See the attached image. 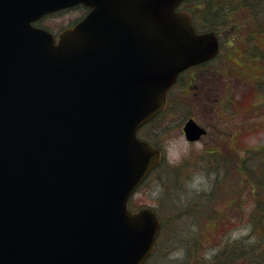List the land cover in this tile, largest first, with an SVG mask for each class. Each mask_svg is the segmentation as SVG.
<instances>
[{"label":"water","instance_id":"obj_1","mask_svg":"<svg viewBox=\"0 0 264 264\" xmlns=\"http://www.w3.org/2000/svg\"><path fill=\"white\" fill-rule=\"evenodd\" d=\"M106 1L0 0V264H142L153 250L158 216L127 201L160 151L136 130L218 38L183 0ZM76 2L94 8L57 41L32 25Z\"/></svg>","mask_w":264,"mask_h":264},{"label":"rangeland","instance_id":"obj_2","mask_svg":"<svg viewBox=\"0 0 264 264\" xmlns=\"http://www.w3.org/2000/svg\"><path fill=\"white\" fill-rule=\"evenodd\" d=\"M191 4L193 1L188 5ZM188 5H183L182 8ZM70 15L69 12L52 15L43 19V22L52 30H56L70 18ZM231 15L223 26L232 23L231 18L237 20L240 17H245L241 16V10H234ZM238 21L244 22L245 18ZM224 32L229 35L228 32ZM235 37H239V35ZM234 45L231 42L226 43L222 47V54L217 65L215 62L213 65L210 63L206 66L207 69H219L220 62H223L220 68L222 73L199 77L196 80V91L195 87L191 86L186 89L179 88L181 85H177L174 88L179 100V107L174 118L167 115L164 119L160 118L151 122V139L157 140V143L162 146L164 162L133 194L130 204L135 208L150 205L157 210L164 221L163 239L160 240L162 242L159 253L153 256L156 258L153 260L154 264H165V261L167 264H173L183 259L185 251L191 249L195 244L196 223L199 221H204L202 225L204 228L199 229L201 230L199 240L201 246L199 245L196 253L199 257H203L205 263L209 264L217 254H219L217 257L225 258L227 255L222 254L224 253L223 249L227 251V248H233L234 250L240 249L239 252L241 250L250 252L246 264H264V258H261L264 257V250L262 248L258 251L260 246H264V225L262 223L254 224L251 220V213L257 200L264 201V189H259L253 181V177L255 179L256 174L260 175L264 170L263 156H259V150L264 149V108L261 115H259V111L246 112L243 115H235L230 120L226 115L219 116L218 105L213 101L211 104L208 102V99L215 94L218 97L217 100H223L222 103H227L229 95L226 93L238 97L239 90L235 88L238 86L235 77L240 76L242 72L234 68L233 65V59L237 58L240 51V47L236 49ZM255 67L256 63L247 66L249 75L255 74ZM227 69L230 71L223 73ZM240 81L243 83L245 79L242 78ZM247 82L250 83L249 80ZM249 83L244 85L243 108L237 105L241 98L235 102L239 111L244 110L246 105L250 106L252 102H259L255 99L251 90L252 86ZM228 111L230 110L225 112L227 115L230 113ZM187 114L195 117L197 122L207 128L206 135L195 142H188L181 132L182 122L186 119ZM217 118H220L221 121L224 118V122L228 125L227 133L223 134H226L224 136L226 141L234 146L231 159H221L227 154L225 155L219 142L221 136L213 134L217 126L213 124L221 123L216 121ZM238 151L241 153L237 154ZM210 152H216L217 156L214 153L207 155ZM205 156L211 157V160L209 161V158ZM181 162L184 164L176 169V166ZM213 168H216L217 173H210ZM226 170L230 173H225ZM210 192L213 193L211 198L206 204L201 203L203 210L201 209L200 216L197 212L191 213L188 210L193 200L205 199L207 198V195L204 197L205 194ZM199 193L205 194H202L203 197H201L198 195ZM205 208L207 211L203 212ZM208 216H214V219L218 220L219 218V220L215 224L214 220ZM170 224V235L172 236L167 239L165 231L166 226L169 229ZM253 247L255 248L253 249ZM257 251L261 254H256ZM255 254L261 255V257L256 258ZM242 255L241 253L229 264H241L243 258L239 257ZM151 263L152 261L149 260L146 264ZM213 264L218 263L213 262Z\"/></svg>","mask_w":264,"mask_h":264},{"label":"trees","instance_id":"obj_3","mask_svg":"<svg viewBox=\"0 0 264 264\" xmlns=\"http://www.w3.org/2000/svg\"><path fill=\"white\" fill-rule=\"evenodd\" d=\"M192 1H193V4L188 5ZM192 1L191 2L185 1L184 4L188 5L187 6L188 10L191 13L193 22L195 26L197 27V29H203V30L212 29V30L218 31L221 37V47H223L226 43H230V42L231 44H235L234 48L239 49L240 47V51H239V54L237 55V58L233 59V65L235 66L234 68L242 72L240 76L235 77L237 81L236 83L238 84V86H236L235 88H238L239 90L238 97L236 98L233 94L226 93L229 95L227 98V103H222L223 100H220V99L217 100L218 97L215 94L213 97H210V99H208V102H210L211 104V101H213L214 104L218 105L219 106L218 110H220L219 116L222 114L226 115L227 118L230 120H232L235 115H243L246 112L255 113L256 111H259V115L263 114V108H264V0H192ZM234 10L235 11L241 10L242 12L241 16H245V17H242V18H245V21L244 22L238 21L242 19L241 17L237 20L231 18L232 23H230L228 26L227 25L223 26V24H226L228 17L232 16L231 13ZM220 25H222L223 27H221ZM224 31L228 32L229 35H226ZM242 32H245V33H242ZM237 35H239V37H235ZM236 39L238 40L235 41ZM221 54H222V50L219 53V55H217V57L210 63L213 65V63L216 62V65H217V62L219 61ZM210 63H202L199 66H197L196 69H194L195 71H193L194 73L191 74L189 83L192 84V82L196 80V77L198 79L199 77L200 78L208 77L209 75H212V74L222 73L220 68L222 67L223 62H220L219 69L218 68L207 69L206 66ZM253 63H256V67L254 70L255 74L249 75L247 66ZM229 71L230 70L227 69L223 71V73H228ZM242 78L245 79L243 83L240 81L242 80ZM246 79H248L250 83L247 82L248 80L246 81ZM248 83L252 86L251 90L253 92V95L256 97L255 99H257L259 102L258 103L252 102L250 106L246 105L244 107V110L241 109L239 111L235 105V102L239 98H241L242 101L240 99L237 105L242 107L243 99L245 98V96L243 95L245 94L243 93L245 91L244 85ZM216 93H219V92H216ZM172 100L175 102L174 99ZM171 103L172 101L170 102V104ZM227 110H230L228 111L230 112L228 114L230 116H228L227 113H225ZM216 121L221 122L220 124L215 123L214 125L218 124V134L219 136H221V138L219 139V142L221 143L223 147V151L225 152V155L227 154V156L221 159H224V160L226 158L231 159L232 158L231 154H233L232 152L234 151V146L232 145V143H229L226 141L224 137L226 134L225 135L223 134L225 132L227 133V130L229 129L228 125L226 122H224V118H223V121H221L220 118H217ZM154 142L155 141H153V143ZM238 147L241 148L240 146ZM212 153H214V155L217 156L216 152H210V153H207V155H210ZM238 153H241V152L238 151L237 154ZM259 156H263V159H264V149L259 150ZM205 157H208V156H205ZM208 158L210 161L211 157H208ZM184 162L179 163L176 166V169H179L180 166L184 164ZM262 166H264V163L262 164ZM210 173L212 174L217 173L216 168L211 169ZM225 173L228 174L230 172L226 170ZM252 174H256V173H252ZM253 181H254V184L259 189H264V170L261 171L260 175L256 174V178L254 179L253 177ZM251 188H252V185H251ZM202 194H205V193H199L198 195L203 197ZM212 194L213 193L211 192L206 193L204 197H206L207 195V198L202 199V200L201 199L193 200V203L191 202L188 210L191 213L197 212L198 216H200V214L202 213L201 203L206 204V202L211 198ZM205 209L203 212L207 211V209L206 210ZM208 218L213 219L215 224L219 220V218L218 220L214 219V216H208ZM168 220H170V218H168ZM251 220H253L254 224L262 223V225H264V201L257 200L256 206L254 207L253 212L251 213ZM203 222L204 221H201V222L199 221L196 223L197 231L195 235L194 246L191 249H187L185 251V257H183V259H181L178 263H173V264H207L205 263V261H203L204 260L203 257L202 258L199 257L198 253H196L199 247L201 246L199 244V240H200L201 230L204 228L202 226ZM200 228L201 230H199ZM162 229H163V224H162ZM172 233H173V229H172ZM170 234H171V224L169 225V229L166 226L165 238L169 239L172 236ZM159 239L160 240L163 239V230H161ZM161 242L162 241H160V243L157 242L158 245L156 247V250L154 251V254L151 256V259H150V261H152L151 264H154L153 260H156V258L153 256L159 253ZM254 248L255 247H253V249ZM262 248L264 250V246H260L258 248V251H260ZM223 250H224V253L222 254L227 255V256L225 258H219L217 257L219 254H217L214 259L213 258L211 259V262L209 264H213V262H217L218 264H229L231 260H235V258L240 256L241 253L243 255L239 258H243V259H246V257H248L250 253L249 251H242V250L239 252L240 249L234 250L233 248L231 249L227 248V251L226 249H223ZM258 251L256 252V254H261ZM252 253L254 254L255 252L253 251ZM256 254L254 255L256 258L261 257V255H256ZM261 258H264V257H261ZM165 264H167V261H165ZM233 264H236V263H233Z\"/></svg>","mask_w":264,"mask_h":264},{"label":"flooded vegetation","instance_id":"obj_4","mask_svg":"<svg viewBox=\"0 0 264 264\" xmlns=\"http://www.w3.org/2000/svg\"><path fill=\"white\" fill-rule=\"evenodd\" d=\"M104 1H105V6H106L107 1L106 0H104ZM116 1L115 0H110V2L113 3V5L115 3H117ZM91 10H92L91 6H88V5L84 4V3L78 2V3H75V4L71 5L70 7L64 8V9L59 10L57 12H54L52 14H48V15L40 18V19H37L36 21L33 22V25H35L37 27H41V28H45V29L50 30L53 33L55 39H57L59 33L64 28L74 26L78 21H80L82 18H84ZM65 12H69L71 14L70 18L65 23H63L59 28H57L56 30H52L51 28L46 26V24L43 22V19H46L49 16H52V15L54 16V15L65 13ZM194 69H196V68H192L190 71H195ZM189 73L186 74L185 77L183 78L184 82H189L190 78H191V74H193L194 72H192L190 74ZM175 91L176 90L170 91L169 95L173 94ZM176 112H177V109H175L173 107L168 109V110H166L163 113V119L167 115H171V118H174V116L176 115ZM183 122H182V124H183ZM137 134H138L139 137H141L143 139H147L148 142L151 144V119L149 120V122H147L145 125L141 126L138 129ZM150 176H151V173H150Z\"/></svg>","mask_w":264,"mask_h":264}]
</instances>
